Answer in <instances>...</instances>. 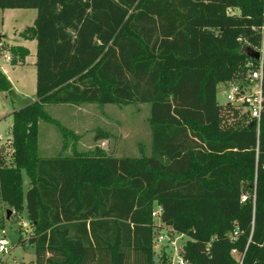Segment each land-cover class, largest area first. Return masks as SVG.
Masks as SVG:
<instances>
[{"label":"trees","instance_id":"trees-1","mask_svg":"<svg viewBox=\"0 0 264 264\" xmlns=\"http://www.w3.org/2000/svg\"><path fill=\"white\" fill-rule=\"evenodd\" d=\"M5 8L36 10L22 32L37 43L36 99L11 113L12 165L0 153V202L26 211L35 264H154L156 206L161 226L188 237L191 264H264V112L257 127L216 99L219 83L242 84L259 65L262 40L264 94V0H0ZM0 92L14 97L2 71ZM87 103L148 104L150 153L40 156V120L62 131V147L76 136L45 105Z\"/></svg>","mask_w":264,"mask_h":264},{"label":"rangeland","instance_id":"rangeland-1","mask_svg":"<svg viewBox=\"0 0 264 264\" xmlns=\"http://www.w3.org/2000/svg\"><path fill=\"white\" fill-rule=\"evenodd\" d=\"M236 12L238 11H229V13ZM21 18L22 20H19L14 16L8 21L9 25H7L10 32L15 28L22 29L30 24L29 16L21 15ZM253 50L258 51L256 48H253ZM20 67H16V70ZM241 85L245 87L246 83L242 82ZM17 90L19 91V98L11 97L6 93V100L0 95V134H2L0 144L12 136L11 112L22 106V101L28 104L36 98V91L32 84H24L17 87ZM225 99L226 97H223L221 101H225ZM73 106L74 108H57L61 106L58 104L45 105V110L54 119H57L72 132L77 131L80 138L67 136V148L63 149L62 144L65 137H63L62 131L54 123L40 120L38 125V151L40 156L70 155L74 148L77 151L90 152L96 146L108 153L115 150L117 154L123 156H139V153H137L138 143L140 141L145 142L146 137L148 104L87 103ZM117 124L120 127L122 126L121 129L124 132L120 133L118 130H114ZM104 129L109 130L111 133L112 137L109 143L93 140L94 134ZM45 142L49 143L50 149L44 148L47 146ZM2 154L5 163L12 165V152L4 150ZM28 186L29 178L23 172V189L26 190ZM8 209L11 210V213L7 217ZM154 222L156 224L153 229L154 264H161L163 258L166 260V264H170V261L176 256L174 247L180 251L187 242L188 237L176 232L171 233L170 228L160 225L158 217L154 218ZM32 231L33 228L27 219L26 211L16 212L6 203L0 202V239L6 241V250L0 252V264H35L34 246L28 244V238ZM160 235L162 236L161 240L158 239ZM19 239L23 241L18 242ZM172 241H174V245Z\"/></svg>","mask_w":264,"mask_h":264},{"label":"crops","instance_id":"crops-1","mask_svg":"<svg viewBox=\"0 0 264 264\" xmlns=\"http://www.w3.org/2000/svg\"><path fill=\"white\" fill-rule=\"evenodd\" d=\"M21 15L29 16L28 19H30V24L26 25L22 29H16L15 28L13 31L10 32V28H8V25H9L8 21L11 18H13L14 16L19 18V20H22ZM35 17H36V10L33 8H5V9H0V38H3L5 41V43H4L5 49L0 53V71H2L6 75L8 80L10 81L12 88H13V91H14V97H16V98H19V93H18L19 91L17 90V87L22 86L24 84H32L35 91H36V65H35V62H36L37 43H36L35 39L31 38L29 33L26 36L22 34L23 30L26 27L33 25V21H34ZM21 48L28 50V54L26 56H24V58L19 57V54L23 53V50H21ZM14 49H19V50H14ZM5 55H10L12 58H14L13 61L4 60ZM19 66H21V67L18 70H16V67H19ZM226 89H227V83L226 82H221L217 85L216 99H217L218 103L221 105L232 104V103L227 102L226 99H225V101H221V99L223 97H225L224 93H225ZM0 95H2V97L7 100L6 92H0ZM21 103H23V105L26 104L25 101H22ZM92 104H95V103H92ZM141 104H145V103H141ZM58 105H60L61 107H57V108H74V106H73L74 104H58ZM232 105L239 107L241 109V111H243V108L241 105H237V104H232ZM22 106H20V107H22ZM148 116H149V109H148V114L146 115V117H147V127H146L147 131L145 134L146 135L145 142L140 141L138 143L137 153H139V155L141 154V150L147 155L150 153L151 135H150V125L148 122ZM38 125H39V123H38ZM121 127H120V125L117 124L116 128H114V130H116V131L118 130L120 133H122V132H124V130H122ZM103 132L108 133L107 137H102V138L98 139V141L109 143L112 136L110 135L111 133L107 129L106 130L104 129L103 131L101 130V131L96 132L93 136V140L96 139L95 138L96 135H100ZM73 133L76 135L74 138H80L79 135H77L78 134L77 131H73ZM134 137L137 139L136 136H134ZM45 143L47 144V146H45L44 148L50 149V147L48 146L49 143H47V142H45ZM62 148L65 149V148H67V146L62 147ZM112 154H114L117 157H123V155L117 154L115 152V150H112ZM128 157H131V156H128Z\"/></svg>","mask_w":264,"mask_h":264},{"label":"built area","instance_id":"built-area-1","mask_svg":"<svg viewBox=\"0 0 264 264\" xmlns=\"http://www.w3.org/2000/svg\"><path fill=\"white\" fill-rule=\"evenodd\" d=\"M231 9H229L230 11ZM262 35L264 36V27H262ZM237 41H242V37H238ZM5 41L3 38H0V53L5 49ZM259 56V65L256 68L250 69L248 72L243 85L236 82H227L228 88L225 90V97L227 102L232 104L241 105L243 112H246L251 119L256 123V126L259 127V122L261 116L264 112V94L262 92V79H263V40L261 47L258 49ZM4 60L11 61L10 55H5ZM251 64V63H249ZM254 84V85H253ZM2 139V134H0V140ZM12 136L8 137L4 143L0 144V149L4 147V150L13 151L12 148ZM1 153V152H0ZM161 207L156 206L152 212V217H158L161 213ZM236 235V232L234 233ZM159 240L162 239L160 235ZM174 245V241H172ZM175 248L176 256L170 261V264H191L187 259L182 255V249L179 251L178 248ZM6 250V241L5 239H0V252Z\"/></svg>","mask_w":264,"mask_h":264},{"label":"water","instance_id":"water-1","mask_svg":"<svg viewBox=\"0 0 264 264\" xmlns=\"http://www.w3.org/2000/svg\"><path fill=\"white\" fill-rule=\"evenodd\" d=\"M252 56H253L255 59H259V56H260L259 51H257V50H253V51H252ZM3 151H4V147H2V148L0 149V152H3ZM10 213H11V210L8 209V210H7V217L9 216Z\"/></svg>","mask_w":264,"mask_h":264}]
</instances>
